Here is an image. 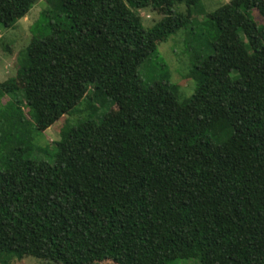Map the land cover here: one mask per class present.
Masks as SVG:
<instances>
[{
  "label": "trees",
  "instance_id": "trees-1",
  "mask_svg": "<svg viewBox=\"0 0 264 264\" xmlns=\"http://www.w3.org/2000/svg\"><path fill=\"white\" fill-rule=\"evenodd\" d=\"M34 1L0 0V24ZM43 1L41 31L19 52L16 77L0 82L32 118L0 112V254L264 264V0H227L197 22L200 0ZM140 9L160 17L144 26ZM179 29L186 97L156 56ZM153 58L156 77L146 75ZM81 101L95 117L66 123L49 163L29 157L30 130Z\"/></svg>",
  "mask_w": 264,
  "mask_h": 264
},
{
  "label": "rangeland",
  "instance_id": "rangeland-1",
  "mask_svg": "<svg viewBox=\"0 0 264 264\" xmlns=\"http://www.w3.org/2000/svg\"><path fill=\"white\" fill-rule=\"evenodd\" d=\"M227 0H200L202 5L201 10H197L193 13L192 18L195 22L202 20V14L215 8L217 5L226 2ZM45 7L43 0H35L33 5L29 8L27 13L19 18L16 23L11 27H3L0 24V82L16 77L17 56L19 52L26 46L31 35L41 31L42 20L35 22L38 18L40 9ZM177 9H184L183 4H178ZM141 23L144 26H149L153 21L157 20L160 15L150 9L138 10ZM252 19L256 24H260V18L255 10L250 13ZM37 24L34 28H30L32 23ZM183 32L181 29L175 31L169 35L163 42L157 44V58H161L166 64L169 81L178 85L179 95L182 97L189 96L192 92L193 82L187 76L188 57L184 51L182 45ZM156 59H149L150 66L146 71L148 76H158L160 70L158 67H154ZM140 65L138 67L140 77L143 79V70ZM18 86H21L22 80L16 79ZM80 104V105H79ZM75 107V112L72 114L62 115L53 124H51L44 131L30 130L31 135V149L29 157L40 158L46 162H50L52 159V153L54 151L53 142L59 138L60 130L63 126L74 123L78 119L91 116L95 117V112L88 113L83 110V101H81ZM86 108V107H85ZM103 107L99 108L97 113L101 111ZM115 107H111L110 112L113 113ZM0 112L11 115L14 117L21 116V120H26L27 123L32 122L30 109L27 107L24 101H14L9 94L0 90ZM20 129H27V125H23L21 122ZM110 263L109 260L98 262V264ZM0 264H47L44 260L38 259L32 256H23L20 259H15L12 256L0 254ZM51 264H55L52 263ZM169 264H198L195 258L189 259H176L169 262Z\"/></svg>",
  "mask_w": 264,
  "mask_h": 264
}]
</instances>
